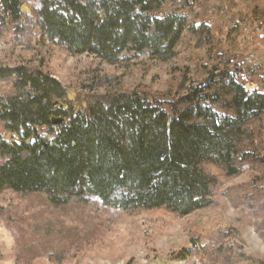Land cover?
Returning a JSON list of instances; mask_svg holds the SVG:
<instances>
[{"label": "trees", "instance_id": "trees-1", "mask_svg": "<svg viewBox=\"0 0 264 264\" xmlns=\"http://www.w3.org/2000/svg\"><path fill=\"white\" fill-rule=\"evenodd\" d=\"M40 41L74 57L91 56L118 66L124 54L167 63L186 32L199 0H36ZM180 4L177 6V4ZM21 0H0V27L25 21ZM223 4L202 25L225 39L235 70L215 67L182 100L177 111L151 93H109L72 101L70 90L42 67H0L13 94L0 93V194H43L56 207L97 198L116 210L165 209L185 218L209 208L215 177L206 165L236 176L249 125L264 116V9L234 11ZM222 11V12H221ZM225 24V25H224ZM216 71V74L213 73ZM248 72L260 79L244 84ZM242 76V78H241ZM174 107V105H171ZM53 119H63L54 126ZM227 228L225 222L221 225ZM186 250L157 264L186 260Z\"/></svg>", "mask_w": 264, "mask_h": 264}, {"label": "rangeland", "instance_id": "rangeland-1", "mask_svg": "<svg viewBox=\"0 0 264 264\" xmlns=\"http://www.w3.org/2000/svg\"><path fill=\"white\" fill-rule=\"evenodd\" d=\"M21 2L26 17L17 31L8 22L0 27V67H42L70 90L72 101L144 91L177 111L185 108L182 100L190 89L215 67L235 70L228 64L235 36L226 41L221 22L218 34L201 29L207 15L219 13L223 4L229 6L224 12L230 20L234 11L264 9V0H199L187 14L192 30L185 33L173 60L161 63L146 54H124L118 66H110L42 43L37 1ZM255 47L264 52V39ZM259 79V73L248 72L241 81L251 86ZM0 93L13 94V80H1ZM0 134L11 138L3 130ZM242 148L258 159L236 160V176L206 165L216 179L213 204L185 218L165 209L116 210L97 198L56 207L43 194L5 191L0 194V264H157L163 256L186 250L192 252L188 259L171 264H264V116L249 125Z\"/></svg>", "mask_w": 264, "mask_h": 264}, {"label": "water", "instance_id": "water-1", "mask_svg": "<svg viewBox=\"0 0 264 264\" xmlns=\"http://www.w3.org/2000/svg\"><path fill=\"white\" fill-rule=\"evenodd\" d=\"M52 123L54 126H59L63 123V119H53Z\"/></svg>", "mask_w": 264, "mask_h": 264}]
</instances>
